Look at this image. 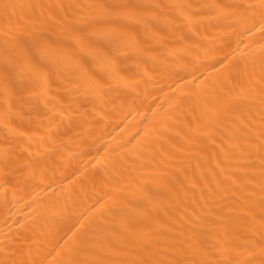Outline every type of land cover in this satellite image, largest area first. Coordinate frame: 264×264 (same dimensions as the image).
Returning <instances> with one entry per match:
<instances>
[{"label":"bare ground","instance_id":"bare-ground-1","mask_svg":"<svg viewBox=\"0 0 264 264\" xmlns=\"http://www.w3.org/2000/svg\"><path fill=\"white\" fill-rule=\"evenodd\" d=\"M0 264H264V0H0Z\"/></svg>","mask_w":264,"mask_h":264}]
</instances>
